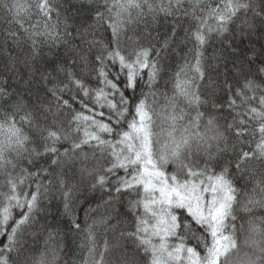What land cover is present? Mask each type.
Masks as SVG:
<instances>
[{
    "label": "snow or ice",
    "instance_id": "1",
    "mask_svg": "<svg viewBox=\"0 0 264 264\" xmlns=\"http://www.w3.org/2000/svg\"><path fill=\"white\" fill-rule=\"evenodd\" d=\"M82 7L88 27L66 39L55 0H0L17 25L5 31V46L27 43L32 58L45 47L74 53L41 74L42 104L26 103L11 77L0 79V264H57L55 250L35 255L26 237L49 192L62 189L72 211L67 168L105 203L125 207L120 236L142 250L144 264H264V216L252 214L264 209V45L239 50L249 69L260 64L255 71L239 57L231 74L205 58L215 40L235 53L236 41L264 34V0H85ZM161 14L190 20L180 43L191 59L170 80L162 58L175 29L157 46L134 28ZM225 111L231 122H221ZM37 157L51 171L36 170ZM106 223L86 218L82 228L73 217L87 241L81 264H129L106 258L107 241L97 250L94 229Z\"/></svg>",
    "mask_w": 264,
    "mask_h": 264
},
{
    "label": "trees",
    "instance_id": "2",
    "mask_svg": "<svg viewBox=\"0 0 264 264\" xmlns=\"http://www.w3.org/2000/svg\"><path fill=\"white\" fill-rule=\"evenodd\" d=\"M55 2L60 4L62 9L63 20L60 27L63 29L66 23L67 31L70 34L66 39L76 36L77 28L83 30L88 27L90 14L86 8L82 7L85 0H55ZM189 23V18L182 15L165 17L161 14L154 21L146 18L134 26L135 33L138 36L146 38L145 42L150 39L157 46H159V41L175 29V37L170 44V48L163 53L162 58V64L169 65L167 71L161 73L165 80H170L186 58L191 59V53L180 43L184 36V30L188 28ZM8 29L15 30L17 25L11 22L5 12L0 10V79L11 77L13 84L19 88L26 103L32 104L39 100L42 104L48 100V97L40 83L41 74L44 71H51L57 61L63 62L69 56H74V53L71 51L66 52L63 46L59 49H48L45 47L42 48L39 56L32 58L27 43L21 42L18 47L5 46L3 44V36ZM131 34L132 31L130 29L129 35ZM106 36V33L97 32L95 38L100 40L102 37L106 38ZM21 37L23 38L22 32ZM88 39L91 40L92 36H89ZM76 44H80L79 38H77ZM262 45H264V34H261V31L258 30L253 34L251 43H249L247 38L243 42L236 41L234 47L237 51L235 53H233L232 48L220 40L211 42L206 47L205 58L206 60L209 57L217 58L211 62L220 71L231 74V72L236 70L235 62L237 57H239L240 66L244 67L246 71H255L260 67V64H254L249 69V66L243 61V56L239 50L248 51L249 48L254 47L257 51H260ZM81 46L87 48L86 43ZM89 59H91V55H89ZM220 79L222 80L223 77L221 76ZM163 82L161 81V83ZM29 87L32 88L31 93L26 91ZM154 87H158V85H154ZM171 89L172 83L169 82L168 91L170 92ZM207 90L210 91L211 86H208ZM145 91H147L146 88ZM207 98L210 100L214 99L211 96ZM231 120L232 116L225 111L221 122L226 123L231 122ZM41 167L48 169V163L37 157L36 170ZM171 167V165L168 166L169 170ZM257 167H259L258 164ZM48 170L51 171V169ZM64 171L66 175L63 178L66 184L73 189V197L69 202V207L72 211L66 212L65 210L62 189L49 192L48 197L41 202L42 207L36 214L33 229L29 230L26 237L31 252L39 255L44 251L51 252L55 250L59 254L57 264H81V261L87 256V241L85 233L79 232L73 227V217L77 219L82 228L86 218L89 224L92 223L93 219L106 218V224L97 225L94 229L97 250H102L105 241H107L110 251L106 254V258H121L129 262V264H144L145 257L142 250L137 249L130 241L124 240L120 236L121 229L128 223V217L124 215L125 207L118 201L105 203L104 201L108 200V197L98 190H88L87 180L82 183L79 174H74L71 168H67ZM48 179L55 181L53 176L45 178L43 182L47 184ZM2 181L3 177H0V182ZM239 183L242 184L244 181L239 180ZM102 196H104L103 200L101 199ZM90 209L92 211H89ZM252 214L257 217L264 216V209L255 208ZM240 215L249 214L240 213ZM243 222L238 220L237 225L239 226ZM238 243L240 248L243 249L242 235ZM81 245H85V247H81ZM240 254L242 255L243 252L241 251Z\"/></svg>",
    "mask_w": 264,
    "mask_h": 264
}]
</instances>
